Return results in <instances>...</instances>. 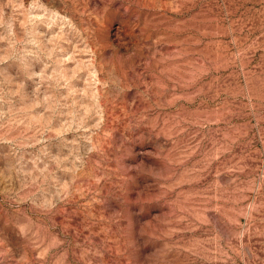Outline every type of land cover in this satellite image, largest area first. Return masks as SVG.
<instances>
[{
    "label": "rangeland",
    "instance_id": "1",
    "mask_svg": "<svg viewBox=\"0 0 264 264\" xmlns=\"http://www.w3.org/2000/svg\"><path fill=\"white\" fill-rule=\"evenodd\" d=\"M0 264H264V0H0Z\"/></svg>",
    "mask_w": 264,
    "mask_h": 264
}]
</instances>
